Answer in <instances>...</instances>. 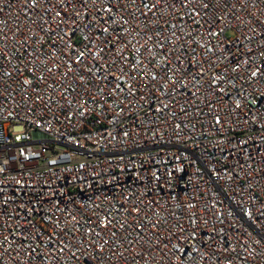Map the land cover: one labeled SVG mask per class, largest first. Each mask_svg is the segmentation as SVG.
I'll return each instance as SVG.
<instances>
[{"label":"built area","instance_id":"obj_1","mask_svg":"<svg viewBox=\"0 0 264 264\" xmlns=\"http://www.w3.org/2000/svg\"><path fill=\"white\" fill-rule=\"evenodd\" d=\"M0 264H264V0H0Z\"/></svg>","mask_w":264,"mask_h":264}]
</instances>
